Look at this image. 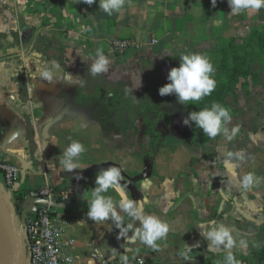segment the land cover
Masks as SVG:
<instances>
[{
  "label": "crops",
  "instance_id": "obj_1",
  "mask_svg": "<svg viewBox=\"0 0 264 264\" xmlns=\"http://www.w3.org/2000/svg\"><path fill=\"white\" fill-rule=\"evenodd\" d=\"M98 3L0 0V153L19 168L18 187L76 192L70 202L59 203L56 212L63 238L76 242L72 252L81 264L120 261L124 254L119 229L111 221L95 223L87 217L96 175L110 166L121 168L129 197L146 200L145 213L170 226L159 251L147 246L136 251L129 245L132 250L126 254L135 256L132 264H218L228 250L208 251V241L197 228L211 220L231 229L235 244L230 251L242 264H258L255 255L264 250V74L251 96L239 94L234 118L227 124L229 134L239 128L235 137L229 140L221 134L205 147L194 146L193 154L182 148L160 149L152 157L141 144L131 146L126 134L104 130L87 109L63 94L93 88V80L140 89L153 67L174 68L166 62L169 56H209L232 40L248 39L253 30L264 31V9L230 15L227 0H217L215 7L211 0H125L123 9L109 17ZM123 40L141 48L116 56L113 43ZM97 48L104 49L110 65L107 74L93 77L90 68ZM32 51L42 53V59L26 67ZM51 60L60 63L61 83L40 80V71ZM65 72L83 79L84 86L63 82ZM72 140H79L87 151L82 168L69 173L59 161ZM237 153H243V159ZM230 165L236 167L230 170ZM249 173L260 179L245 189L242 181ZM76 175L83 178L77 180ZM145 178L152 181L147 189L142 187ZM0 187L16 211L15 191L1 177ZM107 194L115 195L111 190ZM120 214L125 224L132 222L126 213ZM185 246L192 249L185 252ZM94 248L102 259H92Z\"/></svg>",
  "mask_w": 264,
  "mask_h": 264
},
{
  "label": "clouds",
  "instance_id": "obj_2",
  "mask_svg": "<svg viewBox=\"0 0 264 264\" xmlns=\"http://www.w3.org/2000/svg\"><path fill=\"white\" fill-rule=\"evenodd\" d=\"M81 2L91 6L96 0H81ZM212 6L215 7L217 0H211ZM231 9L230 15H240L244 12H259L264 9V0H227ZM125 5V0H99L98 8L107 16L111 17L114 13H119ZM42 59V53L32 51L26 57L24 63L26 67H31L33 61L39 62ZM179 67L171 68L167 80L169 83L159 88L160 96L175 95L178 102L182 105L188 102H200L205 97L210 96L216 89L217 83L215 79V68L211 58L206 54L191 52L181 54L179 57ZM48 67H44L40 71L41 82L48 84L61 83L57 79L60 71V63L57 60L47 62ZM110 59L105 54L103 48H97L92 61L90 73L93 77L109 72ZM71 73L65 72L62 81L69 82L73 85L84 86L83 79H76ZM141 81V80H140ZM141 85V83H140ZM133 88L125 89V94L132 93ZM233 116L229 108L218 102H213L210 106L204 107L199 111H192L183 120L185 126L194 123L207 136L215 138L223 134L227 139L235 137L239 131L238 127L229 129L227 124L231 122ZM87 151L86 146L79 140H72L68 147L62 153L59 163L65 172H73L82 168L81 157ZM231 156L232 154L229 153ZM243 153H237L240 159H243ZM230 170L236 165H230ZM235 176V172H232ZM77 180L82 179L81 175H76ZM255 180L260 178L254 177V174H247L242 181V187L250 188ZM125 177L122 175L120 167L110 166L107 169H101L95 178V187L91 189L88 199L87 217L96 222L111 221L115 228L119 229L118 240L124 239V254H120L121 264H131V258L126 252L131 251L136 246V251L140 246H147L153 252L161 249L160 241L167 238L170 226L166 221H162L158 216L147 214L144 210L146 200L134 201L127 193L128 184L121 183ZM152 181L145 178L142 187L147 189L151 186ZM165 184L171 183L169 180L164 181ZM109 190L115 195H108ZM121 212L127 214L132 222H124ZM139 221V226H135V222ZM200 235L208 241L207 250L210 252H221L228 250L222 261L218 264H242V261L230 251L235 244L231 229L223 223L216 220L208 221L207 224H198ZM131 232V236H129ZM139 242V243H138ZM243 244V242H242ZM244 247L247 245L244 244ZM192 248L185 246V252ZM92 264V262H90Z\"/></svg>",
  "mask_w": 264,
  "mask_h": 264
},
{
  "label": "trees",
  "instance_id": "obj_3",
  "mask_svg": "<svg viewBox=\"0 0 264 264\" xmlns=\"http://www.w3.org/2000/svg\"><path fill=\"white\" fill-rule=\"evenodd\" d=\"M179 56H169L166 62L173 67H179ZM215 68L217 87L215 91L200 102H188L180 104L173 95L160 96L159 84L169 83L163 76L156 77L151 74L147 83L140 89L125 94L129 88L123 83H103L101 80H93V88H81L64 92L65 98L70 103L87 109L104 130H118L123 134L135 130L138 131L140 123L146 129V137L150 138L149 146L151 156L160 149L164 141L160 135L161 127H174L175 119L172 111L166 106L169 98L184 107L186 113L199 111L218 102L229 108L234 118L235 103H238L239 94L249 97L253 87L260 84L261 75L264 74V31L253 30L246 40L238 42L232 40L209 54ZM158 73L161 69L156 67ZM232 118V119H233ZM167 136L175 137L166 130ZM183 137L179 140L189 147H205L212 140L194 123L184 125ZM16 193V192H15ZM17 200L20 198L16 193ZM258 264H264V250L255 255Z\"/></svg>",
  "mask_w": 264,
  "mask_h": 264
},
{
  "label": "built area",
  "instance_id": "obj_4",
  "mask_svg": "<svg viewBox=\"0 0 264 264\" xmlns=\"http://www.w3.org/2000/svg\"><path fill=\"white\" fill-rule=\"evenodd\" d=\"M157 43L156 39L152 41L153 45ZM132 48L140 49L141 45L132 40L114 41L112 51L116 56H122ZM19 175V168L6 162L0 153V177L9 189L20 196L15 214L27 246V264H81L72 252L76 242L63 238L65 232L56 212L58 204L70 202L76 192L73 189L58 191L50 186L20 189ZM91 257L96 261L103 258L96 248L92 250ZM104 264H121V261H107Z\"/></svg>",
  "mask_w": 264,
  "mask_h": 264
},
{
  "label": "rangeland",
  "instance_id": "obj_5",
  "mask_svg": "<svg viewBox=\"0 0 264 264\" xmlns=\"http://www.w3.org/2000/svg\"><path fill=\"white\" fill-rule=\"evenodd\" d=\"M156 71H158V70L155 69L154 67L151 70L153 75L156 73V77L157 76L158 77L163 76V78H167V75L170 71V68L164 70L165 72L161 70L160 73H158ZM165 84H166V82H164L163 84L160 83L159 84L160 88L162 86H164ZM126 86L130 87V85H126ZM155 89H159V88L155 87ZM134 90H137V88ZM168 101L170 103H166V106L174 114L175 126L171 127V128L166 127V126L160 128V135H162L161 137L164 138V141L161 143L160 149H162L164 152H171V151H175L176 149L182 148V149L189 151L191 154H193L194 153L193 147H189L188 145L184 144L183 142H181L179 140L181 137L184 136L183 135V130H184L183 120L188 116V114L186 113L183 106L177 104L171 98H169ZM137 130L138 131H136V132H135V130L128 132L125 135L124 139L127 142H129V144H131V146H133V147H138L141 144V148L146 147L147 149H150V146H149L150 138L146 137V135H145L146 129L143 126V124L140 123ZM166 130L173 133L175 135V137L167 136L165 134V133H167ZM0 189H1V187H0ZM2 192L5 195V192L3 190H2ZM8 202L10 203L11 201L8 199ZM10 206H11V203H10ZM11 208L13 210L12 206H11ZM2 261H3V258H2Z\"/></svg>",
  "mask_w": 264,
  "mask_h": 264
},
{
  "label": "water",
  "instance_id": "obj_6",
  "mask_svg": "<svg viewBox=\"0 0 264 264\" xmlns=\"http://www.w3.org/2000/svg\"><path fill=\"white\" fill-rule=\"evenodd\" d=\"M0 219L4 225L8 242V255L2 262L7 264H27V250L15 211L12 210L8 199L0 189Z\"/></svg>",
  "mask_w": 264,
  "mask_h": 264
},
{
  "label": "bare ground",
  "instance_id": "obj_7",
  "mask_svg": "<svg viewBox=\"0 0 264 264\" xmlns=\"http://www.w3.org/2000/svg\"><path fill=\"white\" fill-rule=\"evenodd\" d=\"M7 255H8V242L6 239L4 225L0 219V264H7V262L1 261L2 257H4V259L6 260Z\"/></svg>",
  "mask_w": 264,
  "mask_h": 264
}]
</instances>
